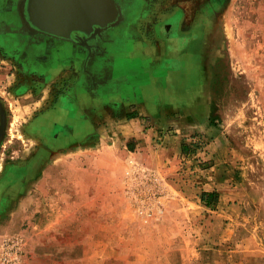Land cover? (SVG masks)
Returning a JSON list of instances; mask_svg holds the SVG:
<instances>
[{"label": "rangeland", "instance_id": "obj_1", "mask_svg": "<svg viewBox=\"0 0 264 264\" xmlns=\"http://www.w3.org/2000/svg\"><path fill=\"white\" fill-rule=\"evenodd\" d=\"M111 1L116 21L124 10L142 14L138 29L171 57L201 49L186 62L203 71L200 106L173 109L145 160L120 161L142 149L108 132L104 161H38L43 174L28 177L19 94H47L34 114L54 89L0 44V264H264V0ZM21 4L0 0L8 35L23 30Z\"/></svg>", "mask_w": 264, "mask_h": 264}, {"label": "crops", "instance_id": "obj_2", "mask_svg": "<svg viewBox=\"0 0 264 264\" xmlns=\"http://www.w3.org/2000/svg\"><path fill=\"white\" fill-rule=\"evenodd\" d=\"M57 2L44 0L48 16L58 26L56 15L61 13L56 9ZM89 5L95 8L93 14L81 19L72 11L71 20H62L64 23L59 25L69 29L87 26L84 42L92 37L96 39L94 47L88 45V48L32 29L21 10L22 32L8 35L5 26L12 18L7 21L0 13V44L18 54L21 70L34 72L54 89L53 99L46 104L48 108L34 114L29 108L47 100V94L35 102L27 100L30 96L27 91L19 94L23 97L19 134L24 138L19 161H25L22 165L28 177L37 179L38 174H43L38 161H53L60 166L68 165L69 161H104L103 144L109 145L99 139H106L108 132L117 136L116 141H132L134 150L142 149L141 153L127 151L128 156L120 161L145 160V146L153 142L155 128L168 124L170 112L176 109L190 114L192 107H199L202 101L198 87L202 68L198 65L191 68L186 63L196 62L201 49H191L187 54L177 50L176 58L171 57L173 50L165 42L152 44L149 33L138 29L145 19L142 14L124 10L111 29H100V25L118 18V8L111 0H93ZM171 86L174 88L168 91ZM146 120L152 128H145ZM162 152L166 154L168 149L163 147ZM33 167L29 175L27 170Z\"/></svg>", "mask_w": 264, "mask_h": 264}, {"label": "bare ground", "instance_id": "obj_3", "mask_svg": "<svg viewBox=\"0 0 264 264\" xmlns=\"http://www.w3.org/2000/svg\"><path fill=\"white\" fill-rule=\"evenodd\" d=\"M24 2V1H23ZM22 4H25V17L28 21V23L33 26L34 28L37 27V30L42 29V30H47L50 33L56 34V35H68L70 37V32L75 37L76 42H80L81 44L85 45L88 47L87 44L84 42V37L86 36V33L84 30L87 28V26L82 25V26H76V27H71L72 29H69L68 27H63V26H57L53 20H51L50 15L48 16L47 13V8L44 3V0H25V2ZM22 8L24 6L21 5ZM25 29V28H24ZM27 30V29H26ZM25 30V31H26ZM30 30V29H28ZM33 31V30H32ZM71 36V37H73Z\"/></svg>", "mask_w": 264, "mask_h": 264}, {"label": "flooded vegetation", "instance_id": "obj_4", "mask_svg": "<svg viewBox=\"0 0 264 264\" xmlns=\"http://www.w3.org/2000/svg\"><path fill=\"white\" fill-rule=\"evenodd\" d=\"M100 1V0H98ZM104 1V0H102ZM69 3V5H66L65 3ZM92 2V1H91ZM26 4V3H25ZM25 4L23 5L24 8L21 7L22 13H26L25 11ZM90 2H86L84 0H81L79 3H76L74 0H58L57 4H56V9L59 11L57 16V24L58 25H62L64 22L62 20H66V21H70L71 20V13L72 11L77 13V15L79 14V16L81 17V19L89 16V14H93L95 11L94 7H90ZM22 5V4H21ZM68 10V11H66Z\"/></svg>", "mask_w": 264, "mask_h": 264}, {"label": "water", "instance_id": "obj_5", "mask_svg": "<svg viewBox=\"0 0 264 264\" xmlns=\"http://www.w3.org/2000/svg\"><path fill=\"white\" fill-rule=\"evenodd\" d=\"M22 1H24V0H22ZM116 19H117V17H116L115 19H113L112 21H110L109 23L105 24V25H100L99 28L102 29V28H106V27L111 26V25L116 21ZM32 29H34V30H36V31H41V32H43V33L53 34V33H50V32L47 31V30H42V29L37 30V27L34 28L33 26H32ZM72 31H73V30H72ZM72 31H71V32H72ZM54 35H56V34H54ZM72 36H73V35H72ZM56 37H61V38H65V39H70L71 41H76L74 36H73V37H71V36L69 37L68 35H63V36L56 35ZM79 43H80V42H79ZM85 44H87V43H85ZM87 45H88V44H87ZM3 125H4V114H3L2 107L0 106V136H1L2 129H3Z\"/></svg>", "mask_w": 264, "mask_h": 264}, {"label": "trees", "instance_id": "obj_6", "mask_svg": "<svg viewBox=\"0 0 264 264\" xmlns=\"http://www.w3.org/2000/svg\"><path fill=\"white\" fill-rule=\"evenodd\" d=\"M200 199L202 200V203L204 205L208 206L215 202V193L213 191L202 192L200 195Z\"/></svg>", "mask_w": 264, "mask_h": 264}]
</instances>
